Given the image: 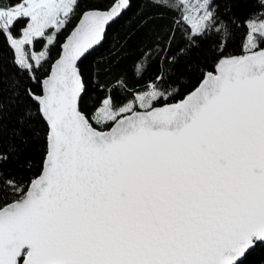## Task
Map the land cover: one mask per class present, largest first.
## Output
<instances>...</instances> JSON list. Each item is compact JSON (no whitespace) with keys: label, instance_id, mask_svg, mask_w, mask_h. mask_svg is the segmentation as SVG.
<instances>
[{"label":"snow or ice","instance_id":"6c2138e0","mask_svg":"<svg viewBox=\"0 0 264 264\" xmlns=\"http://www.w3.org/2000/svg\"><path fill=\"white\" fill-rule=\"evenodd\" d=\"M150 5L131 78L109 79L86 61L132 0H0V116L19 139L0 151V264H247L264 248V0ZM37 121L39 166L5 176Z\"/></svg>","mask_w":264,"mask_h":264},{"label":"trees","instance_id":"16d2710c","mask_svg":"<svg viewBox=\"0 0 264 264\" xmlns=\"http://www.w3.org/2000/svg\"><path fill=\"white\" fill-rule=\"evenodd\" d=\"M250 9L245 4L236 7L237 15L243 19ZM155 14L150 0H132V7L111 25L108 36L102 47L98 48L86 61L88 67H104L110 69V77L122 73L131 78L133 61L138 55L137 45L145 29L141 28L144 20ZM131 37V40H128ZM127 41V46L125 42ZM123 49V51H121ZM106 82V81H105ZM15 112L6 109L0 116V151H7L10 146L18 145L19 139L14 135L17 129ZM45 126L37 121L27 131V144L18 149L3 165L5 176H15L17 179L30 176L39 166L45 149ZM31 165V168L29 167ZM247 264H264V248H258L247 260Z\"/></svg>","mask_w":264,"mask_h":264}]
</instances>
